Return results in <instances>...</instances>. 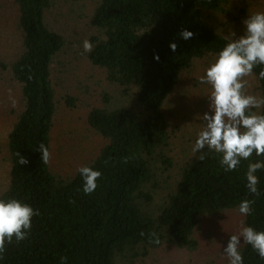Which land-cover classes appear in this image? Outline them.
<instances>
[{
  "label": "trees",
  "instance_id": "16d2710c",
  "mask_svg": "<svg viewBox=\"0 0 264 264\" xmlns=\"http://www.w3.org/2000/svg\"><path fill=\"white\" fill-rule=\"evenodd\" d=\"M238 1L0 0V199L40 212L0 264H60L62 256L67 264H229L223 248L241 221L264 231V169L259 197L245 186L248 164L264 156L226 172L207 148L198 160L196 135L183 133L200 125L197 109L208 111L210 87L199 80L225 37L243 35L249 11H264V0L236 10ZM183 30L193 37L182 39ZM260 70L246 77L247 91L264 97ZM60 109L80 119V134L74 120L65 132L68 151L82 142L72 164L53 158ZM253 111L264 115V106ZM82 166L102 173L91 195ZM244 199L255 201L251 215L239 213ZM239 250L243 264H264L251 245Z\"/></svg>",
  "mask_w": 264,
  "mask_h": 264
},
{
  "label": "clouds",
  "instance_id": "9594fccd",
  "mask_svg": "<svg viewBox=\"0 0 264 264\" xmlns=\"http://www.w3.org/2000/svg\"><path fill=\"white\" fill-rule=\"evenodd\" d=\"M244 34L237 37L232 32L225 39L226 45L216 54V58L205 69L200 77V84L208 85V111L195 119L201 121L199 131L192 152L194 156L200 152L198 160L203 161L207 155L204 149L219 154L221 167L226 172L234 171L241 163V159L248 160L253 153L264 156V115L257 114L253 109L264 106V97L249 94L246 77L255 76L254 69L259 67V79H264V11H249L243 21ZM193 33L183 30L180 37L188 40ZM93 48L89 40L83 41L85 52ZM175 52L177 45L170 44ZM158 59V57H156ZM37 152L44 164H48L51 153L48 147L40 143ZM18 163L26 166L27 157L16 152ZM125 162H127L125 160ZM264 169V161L249 163L246 172V188L251 195L259 197V178L256 173ZM83 179V192L91 195L98 187V179L102 173L90 167L82 166L77 169ZM74 203V201H70ZM254 200L244 199L239 204L242 216L251 215ZM39 210H34L29 204L16 198L0 199V259L6 252L7 245L13 240L17 244L28 238L32 227V218L39 216ZM145 233L141 232V236ZM241 241L252 246L261 260H264V231H257L245 226L241 221L238 234L230 236L223 253L229 264H243L240 252ZM149 243L159 244L156 233L150 234ZM68 258L62 256L60 264H67Z\"/></svg>",
  "mask_w": 264,
  "mask_h": 264
},
{
  "label": "rangeland",
  "instance_id": "374dc122",
  "mask_svg": "<svg viewBox=\"0 0 264 264\" xmlns=\"http://www.w3.org/2000/svg\"><path fill=\"white\" fill-rule=\"evenodd\" d=\"M248 2V7L251 6V4L253 3V1H246V3ZM242 4V0H239L236 5H235V9L238 10L240 8ZM240 29V27H238ZM55 72H57L55 70ZM58 73V72H57ZM12 89H8L6 93L5 97L7 95L12 96L11 94L14 93V89L11 86ZM4 92V90H3ZM13 97H15L13 95ZM61 107V106H60ZM59 116H61V124L55 129V132L53 134V158L54 161H58L61 162V164L67 163V162H73V160L78 157L79 155H81L83 152L81 151L82 148V142H73L72 143V150L68 151V149H66L65 147V139L67 138V134L66 129L69 128L70 124H73L74 121H78V124L75 126V136L76 133L78 132V134L81 133L82 129L80 126V119L78 117H73V119L71 118L72 116L67 115L65 116V112L63 111V109H60L59 111ZM194 115L196 116H202V111H200V109H197L194 113ZM2 119V118H1ZM74 120V121H73ZM0 123H2L0 121ZM79 128V129H78ZM185 131L183 132L185 136L190 137V135H196L197 132L199 131V127L197 124H194V122L189 123L185 126ZM73 136H70L69 138H71ZM1 158V156H0ZM4 161H0V181L4 178L5 176V163H3ZM72 164V163H71Z\"/></svg>",
  "mask_w": 264,
  "mask_h": 264
}]
</instances>
